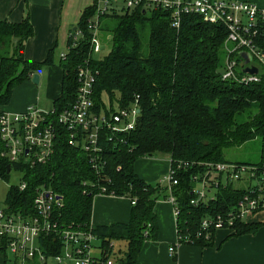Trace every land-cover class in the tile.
Here are the masks:
<instances>
[{
  "label": "trees",
  "instance_id": "1",
  "mask_svg": "<svg viewBox=\"0 0 264 264\" xmlns=\"http://www.w3.org/2000/svg\"><path fill=\"white\" fill-rule=\"evenodd\" d=\"M91 12L92 6L87 7L77 24L84 28V37L59 61L61 90L53 106L60 108L71 103L77 88V67L87 58L95 76L92 99L96 111L106 108L100 100L104 90L110 97V104L116 101L119 107L128 106L138 95L139 113L135 129L113 136L111 140L105 131L101 136H106L101 142L105 170L111 178L108 188L113 189L116 196L134 200L129 221L94 226L106 249L102 257L104 264L112 254L110 243L114 241L123 242L126 249L111 264H135L144 240L155 236L157 230L154 203L160 196H167L164 187L136 174V161L158 155L168 160L196 163L229 161L224 157L228 148L259 138V161L234 162L263 163L264 74L261 73L260 81L247 84L223 79L226 28L208 23L199 15L189 14L182 17L180 27L175 29L171 26L169 13L163 9L146 11L136 8L104 17L111 32V46L106 56L95 60L92 54L88 57L89 33L84 27L85 18ZM112 19L115 23L111 26ZM258 26L255 41L264 50V22ZM32 32L27 8L20 22L0 20V109L9 103L14 87L30 80L41 65L51 63L49 56L42 63H30L24 59V43ZM236 56L242 61L239 52ZM244 67L243 64L237 72L243 74ZM117 166L121 167L118 171ZM201 169L194 164L186 170H178L176 175L178 183L172 193L180 209L177 225L182 231L197 230L205 214L228 210L243 193L241 188L231 184L220 186L214 201L191 205L190 176ZM1 176L8 178L4 166ZM25 178L32 182L51 181L61 193L60 221L90 222L93 195L83 193L80 182L85 178L95 180L96 176L81 150L61 138L51 160L27 169ZM28 191L18 193L13 187L8 190L5 201H27L31 198L26 196ZM260 224L236 221L232 226L233 235L254 233ZM213 236L212 231L208 238L201 236L191 244L208 246ZM0 251H5L2 239Z\"/></svg>",
  "mask_w": 264,
  "mask_h": 264
},
{
  "label": "built area",
  "instance_id": "2",
  "mask_svg": "<svg viewBox=\"0 0 264 264\" xmlns=\"http://www.w3.org/2000/svg\"><path fill=\"white\" fill-rule=\"evenodd\" d=\"M92 12L85 18L84 27L89 33V56L99 51L97 34L101 20L112 14H123L136 8L150 11L163 9L169 13L171 26L178 29L184 15L196 14L212 24L223 25L227 34L224 43L225 60L222 69L223 79H233L242 84L257 82L264 74V50L255 41L259 24L264 22V10L252 2L242 0H92ZM84 28L75 26L68 33L66 50L59 57L64 59L70 48L77 46L84 37ZM231 44V45H230ZM247 52L250 65L258 68V73H238L243 65L236 54ZM85 59L77 67V88L71 103L64 107L53 106L49 110L27 104L18 112L0 109V179L4 166L8 176L13 172L19 175L16 188L18 193L29 190L31 197L23 202H6L0 205V239L5 242L9 254L6 264H104L102 257L106 251L102 239L89 222L66 223L59 220L58 211L62 208V195L51 181L32 182L25 178L27 169L47 164L55 153L58 140L63 138L68 145L82 151L95 180L82 179L83 193L96 196H116L109 189V175L105 167L102 139L126 134L136 127L139 113L138 95L124 107L114 109L93 105V84L95 76ZM105 137H101L103 132ZM169 165L163 180L166 185V199L172 203L176 217V242L169 246V253L184 243H193L197 238H208L210 232L218 229H232L236 221H247L256 213L264 212V162L245 164L230 161H209L203 163L168 160ZM196 164L200 171L190 176L191 197L189 203L197 206L214 201L219 187L227 185L241 188L243 193L235 204L224 212L205 214L197 230L182 231L177 225L180 209L173 195L178 183V170H186ZM117 166L116 170H120ZM237 182H240L237 184ZM124 197V196H117ZM131 204L134 200H130ZM53 237L52 240H48ZM113 243H110L113 252ZM113 261L107 258V264Z\"/></svg>",
  "mask_w": 264,
  "mask_h": 264
},
{
  "label": "crops",
  "instance_id": "3",
  "mask_svg": "<svg viewBox=\"0 0 264 264\" xmlns=\"http://www.w3.org/2000/svg\"><path fill=\"white\" fill-rule=\"evenodd\" d=\"M252 2L264 10V0ZM92 0H0V20L20 22L26 8L32 26V35L25 41L23 57L28 62L42 63L49 56L50 64H43L37 71L44 81L46 92L40 93L30 80H24L13 88L10 101L2 107L8 112H18L27 104L35 103L49 110L60 95L62 69L60 53L66 50L68 33L79 23L84 10ZM51 104L48 108L47 103ZM141 159V158H140ZM151 169L143 173L136 161L134 170L146 181L156 180L168 169V158L149 159ZM153 163V164H152ZM156 170L153 171V168ZM165 195V194H164ZM154 203L157 230L155 236L144 240L135 264H264V212L249 217V222H261L254 233L233 235V229H218L208 246L184 243L174 253L168 248L176 242V217L166 195ZM131 201L127 197L96 196L93 198L90 222L94 226H109L129 221ZM9 254L0 251V264H5Z\"/></svg>",
  "mask_w": 264,
  "mask_h": 264
},
{
  "label": "rangeland",
  "instance_id": "4",
  "mask_svg": "<svg viewBox=\"0 0 264 264\" xmlns=\"http://www.w3.org/2000/svg\"><path fill=\"white\" fill-rule=\"evenodd\" d=\"M104 19L105 18H103V21L101 20V26H100L99 32L97 34V39L99 41L100 47H99V51L93 53V58L95 60L102 59L104 56H106L108 54V52L110 50V46H111V39H112L111 32L107 29V27L104 23ZM114 23H115V21H114V19H112L109 22V25L112 26ZM224 58H225V53H222V59H223L222 62H224ZM41 84H42V88H41ZM43 84H44V81H42L40 78L39 83L37 85H35L36 87L40 86V88H41L40 93L42 95L46 92V88H45V86L43 87ZM100 96H101L100 100L104 103L106 108L110 109L111 106L114 109L117 108L116 101H113L112 104H110V97L105 90L101 92ZM47 106H48V108L51 106L50 102L47 103ZM224 157L226 160H229L231 162L238 161V162L253 163V162L259 161L260 160V140H259V138H254V139H251V140L244 142L243 144H241L239 146L228 148L224 153ZM163 158H166V157L158 155L157 157H150L149 159L160 160ZM137 167L143 173H145L146 171H149V169H151V167H153V166L150 165V162L147 159V157H143V158L138 160ZM156 167L157 166H155V168H153V171L156 170ZM18 178H19V175L12 172L8 176V178H6L5 180L0 179V205H2L3 202L5 201L7 192L9 190L8 186L10 184L11 185L12 184H18ZM150 183H152L154 185L158 183L161 186L166 185L165 181L163 180V176H161L159 179H156V180H150ZM238 183H240V182H237V184ZM125 249H126V245L123 242L114 241L113 242V252H112L110 258L113 261H115L118 258V256H121L124 253Z\"/></svg>",
  "mask_w": 264,
  "mask_h": 264
},
{
  "label": "water",
  "instance_id": "5",
  "mask_svg": "<svg viewBox=\"0 0 264 264\" xmlns=\"http://www.w3.org/2000/svg\"><path fill=\"white\" fill-rule=\"evenodd\" d=\"M239 55L242 57V59L244 61L243 62V64L245 65V67L243 69L244 72H247L249 74L258 73V68L255 65H250V66L248 65L250 60H251V57H250V55L247 52L240 51ZM30 81L33 84H35V85H37L39 83V74H38V72H35V73L32 74V76L30 78Z\"/></svg>",
  "mask_w": 264,
  "mask_h": 264
}]
</instances>
